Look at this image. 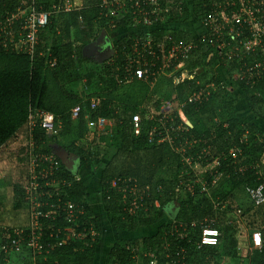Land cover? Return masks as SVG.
<instances>
[{
    "label": "trees",
    "instance_id": "obj_1",
    "mask_svg": "<svg viewBox=\"0 0 264 264\" xmlns=\"http://www.w3.org/2000/svg\"><path fill=\"white\" fill-rule=\"evenodd\" d=\"M202 2L203 0H192L191 5L182 0L161 2V10L168 7L170 16L165 22L157 21L156 24L151 25V27L154 26L153 29H149L158 51L161 49L159 46L161 43H163L164 52L173 45L192 44V48L184 59L179 57L170 62V65L174 63L177 65L185 59L194 57L187 68L182 69L187 77L176 87L177 97L183 101L181 112L192 125L186 133L172 132L169 122L164 130L156 128L154 130L155 122L149 121L147 110L137 111L135 107L131 109V114L122 117L118 112L122 101L117 100L114 93L118 83L120 85L123 83L120 80L123 79V71L127 65L126 53L133 49L135 41L139 42L142 37H146L136 32L138 31L136 28L147 29L142 25L135 28L133 16L129 13L121 15L120 18L111 17L110 14L106 17V11L99 7L100 0H85L84 7L77 8L74 12L50 17L48 24L40 31L33 54L0 49V153L8 143L18 140L22 130L27 128L29 116L32 113L35 111L51 113L59 125L57 133L49 136L35 127L31 136L33 153L53 156L54 161L60 164L56 173L57 178H69L73 181L69 189L64 188L63 200L75 205L81 204L84 209V214L74 225L61 218L45 221L53 230H59V233L46 229L41 241L44 245L60 242L69 232L65 229L71 226L74 234L86 233L87 238L55 246L47 256L48 260L43 264H55V262L56 264H98L102 262L100 258L103 264H133L134 252L124 248L121 240L106 239L107 244H104L99 234L98 237L90 235L91 228L94 226L99 231L102 222L111 226L117 236L139 235L132 240L135 245L140 243L143 250L155 255L162 253L163 256L169 253V257L176 261V264H220L223 258L235 257L228 251V245L237 248L231 229L221 225L229 214L235 216L233 220H237L236 214L241 217H251L252 233L261 234L262 248L253 249L247 258L251 259L249 264H264V203L255 206L246 195L252 206L241 212L234 195L238 189L243 188L245 192L258 185L263 186L264 192V174H261L259 166L260 156L264 154V114L257 115L259 124L244 121L238 116V108L229 102L228 96L231 92L225 80L218 76V70L209 80H206V69L216 60L221 63L220 68L229 78L233 73H243V77L231 78L233 85L244 95L247 109L257 114L258 110L262 111L264 107L262 96L264 75L257 80L251 75L255 73L253 67L257 62L264 59V54L261 49L250 53L244 52L243 45L250 40V33L246 30L237 39L231 34L224 33L222 40L218 42L215 38L204 39L201 35L192 34L190 25L199 27L201 33L209 36V30L205 28L207 26L203 20V15L209 8H201ZM5 7L11 8L12 5L7 4ZM237 9L238 6H235L230 11L233 13ZM221 11H223L222 8ZM77 22L87 27L83 31L86 37L84 41L87 40L85 44L96 40L101 33L110 34L113 37L121 32L124 33L114 44L112 57L102 63L107 74L118 76L117 81L108 85L110 90L94 91L90 95L98 100L95 110H90V104L94 100L85 101L84 95L66 96L60 90L62 84L79 79L78 71L83 65L95 64L82 57L81 50L85 44L75 46L71 41L69 30ZM94 24L97 26V32L93 30ZM88 35L91 36L90 39ZM169 36L171 37L169 44L161 40ZM219 44L224 46L220 52H217L215 47ZM261 44L264 46V37ZM207 46L210 49L208 54L204 51V47ZM237 47L239 53L235 50ZM145 59L148 60L146 55ZM161 65L163 66L158 62L154 68L156 76L162 69ZM198 69L203 73L200 72L199 75ZM131 80L129 84L140 81ZM208 85H212L210 100L189 102L188 94L200 93ZM116 102L118 105L115 104ZM212 103H216L227 114L226 125L219 126L218 130L213 131L202 120V115L209 110ZM76 106L81 108L80 113L76 119H72L71 110ZM86 112H90L92 118L110 120L113 125L110 134H103L98 140V144L106 143L107 145L104 148L106 150L99 157H96V153L88 152L80 143L86 133L95 131V127L89 128L87 125ZM134 115L140 118V128L137 133L132 126ZM181 125L179 118L176 117L175 129L182 127ZM246 138L248 140H245ZM188 143L198 144L200 148L191 150L186 145ZM52 144L79 157V169L75 175L64 169L54 154ZM206 144H209L212 149L210 155L205 156L207 165L217 162L212 167V172L206 173L205 181L210 185L213 176L222 175L226 178L225 184L211 191L210 195L201 196L193 202V197L198 194L200 187L192 190L191 196L189 193L184 200L181 193H186L188 190L179 185V182L187 177L174 174L166 180L157 181L165 192L163 198L151 196L150 185L158 171L166 165L167 160H174L178 163L180 170L185 169L181 166L183 164L180 163L179 154L175 151L185 145L187 149L185 154L195 157L196 151L199 152ZM230 149H233L236 154L235 158L227 154ZM109 150L114 151V158H127L128 162L121 174H116L117 172L110 170L108 166L101 168L103 157ZM26 151L22 150L21 153ZM140 153L145 156L144 160H140ZM217 158L219 159L216 160ZM124 178L134 179V184L126 187L125 201L121 204V196L111 187V182L118 180L119 185ZM17 179L20 183L14 186V192L23 200L22 183L27 179L25 180L23 176ZM45 181L46 178L39 177L40 188L36 189L38 192L42 190ZM94 181L96 182L95 191L89 186ZM92 193L100 195L99 208H95L91 203L94 200L91 197ZM54 200V197L52 199L47 196L40 197L39 201L46 202L48 205L41 210L53 212L54 210L49 206ZM156 200L160 202V208L157 210L153 206ZM214 202L219 203V209L214 210ZM222 206L225 209H222ZM172 207L174 211H171ZM100 218L105 221L100 222ZM202 218H207L208 221L202 224ZM193 223L195 226L192 227ZM205 226L219 231L218 245L202 246L198 249L196 247L199 244L201 229ZM150 231H153L151 235ZM14 232L13 229L0 230V264H8L6 254L10 252L2 251L1 247L16 236ZM49 233H52V238L49 237ZM144 233L148 235L143 237ZM182 235L183 237L180 238ZM104 245L108 246V249L101 252ZM175 247H182L185 250L184 256L176 253ZM182 257H184L183 261ZM37 262L41 261L37 260Z\"/></svg>",
    "mask_w": 264,
    "mask_h": 264
},
{
    "label": "rangeland",
    "instance_id": "obj_2",
    "mask_svg": "<svg viewBox=\"0 0 264 264\" xmlns=\"http://www.w3.org/2000/svg\"><path fill=\"white\" fill-rule=\"evenodd\" d=\"M76 7L78 9L84 7L85 0H75ZM87 28L85 25L82 26L80 22L76 23L73 27L70 28L69 34L71 41L74 42L75 46H83L85 44L84 41L86 39L85 35L83 34V31ZM89 29V28H88ZM87 29V31H88ZM94 32H97V26L94 24ZM190 32L192 34H197L198 36H202L203 33H201L199 30L200 28H195L193 25H190ZM86 31V32H87ZM89 33V31L87 32ZM124 34L123 32L119 33L116 38H113V42L117 38H120ZM60 35V33H59ZM90 35V34H89ZM88 35V38L90 39L91 36ZM195 35V36H197ZM113 37V36H111ZM213 47V46H212ZM209 47H204V51L206 54L210 52ZM134 49H131L126 53V55H130L133 52ZM212 50V49H211ZM167 59V58H166ZM168 60V59H167ZM192 60H194V57H190L189 59H185L180 64L177 65H171V68L168 67V63H164V67H162L161 71L157 74L155 79L151 80H140L138 82H134L132 84H129L131 79L125 80V82L118 83V88L114 93V97L120 101H122L119 104L120 110L118 111L122 116L131 114L133 108H137V111H148V118L149 121L155 122L154 124V130L155 128L157 130H164V128L167 126V123L169 122L170 128L172 132H184L186 133L189 128H191L190 122L183 116L181 112V107L183 104L182 99H179L177 97V86L181 83L180 79L185 75H187L185 72H182V69L187 68L188 63H190ZM167 62V61H166ZM225 63V62H224ZM166 64V65H165ZM221 63L216 60V62H212L211 67H207L206 69V80H209L218 70L217 74L220 76L225 82L227 83L228 90L231 92L228 96V100L230 103H232L236 108H238V116L241 117L244 121L247 122H255L257 124L260 123L259 117L257 115H260V113L264 114V107L262 111H259L256 113L250 112L245 103L244 95L233 85L232 79H237L239 77H243V73H233L232 79L229 78V76L226 74L224 70L220 68ZM79 79L74 82H69L66 84L61 85V92L62 94L66 96H81L84 95L85 101L88 100H94L97 102L98 100L94 97H90V95L94 91H105L110 90L108 87L109 84L114 83L117 81L118 76L107 74L103 64H85L79 69ZM199 75L200 72H202L200 69H198ZM203 73V72H202ZM264 75V70L262 69H255V73L252 76L255 80L262 77ZM202 76V75H201ZM151 81L150 83H148ZM129 82V83H128ZM132 86V87H131ZM211 89L212 85L206 86L203 90L200 92V102L202 101H208L211 99ZM57 94V93H56ZM195 93L188 94V96H192ZM262 96L264 97V91L262 92ZM60 99V98H59ZM187 102V101H186ZM98 103V102H97ZM118 105V103H115ZM126 104V105H125ZM131 107V108H130ZM90 112H86L85 117L87 120V125L89 128L95 127V131H89L85 134V137L80 141L81 145L88 151L96 153V157H99L106 149H104L107 145L106 143L98 144V140L100 136L103 134H110L111 130L113 129L112 122L110 120H105L102 123H98V119L92 118L90 116ZM178 117L181 126L178 127V129H175V118ZM186 119V120H185ZM202 120L205 123V125L213 130H218L219 126H225L226 120H227V114L220 108L216 103H212L209 106V110H207L206 113L202 115ZM188 127V128H187ZM175 130V131H174ZM30 132L28 128H24L18 138V140L8 143L6 148L3 150V152L0 153V230H25L28 227L29 223V216L26 204L23 202L21 196L17 195L14 192V186H18L20 181H18L17 177L23 176L26 174V168L25 163L28 159V149L31 145L30 140ZM248 137V136H247ZM245 140H248L247 138ZM166 141H170L169 139ZM187 147L191 150H198L200 147L198 144L194 143H188L186 144ZM203 145V144H202ZM53 148V151L59 150L60 147H58L55 144L51 145ZM96 146V147H95ZM22 150L26 151V153H21ZM187 149L185 145L183 148L175 151L177 154H179L180 163L183 168L180 170L178 167V163L174 160H167L166 165L160 169L157 173L156 178L153 179V182L150 185V192L151 196H159L163 198L164 191L162 190V185L157 183V181H163L169 178V176H173L174 174H181L185 175L187 178L181 179L179 182V185H181L183 188H185L186 193L182 192L181 197L186 200L187 197L191 196V193H193L192 190H196V187H200V190L195 197H193V202L198 198H201V196L204 195H210L211 191L217 190L221 185L225 184L226 178L222 175L213 176L210 185L206 183V173L212 172V167L215 166L214 164L217 161H214L211 165H207V162L205 160V156L210 155L211 146L209 144H206L200 151H196L197 155L194 157L188 156V154H185ZM195 152V153H196ZM141 158L140 160H144L145 156L143 153H140ZM228 155H232L235 158V153L233 149H230L227 153ZM94 157V156H93ZM217 158L216 160H218ZM261 164L260 166V172L261 174H264V154L260 156ZM127 158L122 157L120 159L114 158V151L109 150L105 153L103 157V161L101 164V168H105L108 166L110 170H114L117 173L121 174L122 170L125 168V164L127 163ZM142 162V161H141ZM179 170V171H178ZM93 182V181H91ZM117 180L111 182V187H114L117 191V193L121 196L120 203L124 204L125 201V190L126 187L131 186L134 184V179L132 178H124L122 181H120L119 185L117 184ZM95 181L94 183H91L89 186L91 188L93 187V191L95 188ZM132 193V192H131ZM234 195L237 200V204L242 212V210H245L246 208H250L252 205L250 201L248 200L243 188L238 189L236 192H234ZM92 205L95 208H99L100 200L99 194L92 193ZM154 209L157 210L160 208V202L156 200L154 203ZM214 210L219 209V203L214 202ZM222 209H225L224 206L221 207ZM220 208V209H221ZM236 219L233 220L234 215L229 214V216H226L225 219L222 221V226H228L231 229L232 232V238L238 242L237 248H233L232 246H229V252L230 254H234L233 256H228L226 258H223L220 264H249L250 260L248 257L249 253L252 252L254 249L251 246L249 236L252 233V227L250 224L251 217H241L236 214ZM105 221V219L100 218V222ZM208 221L207 218H202L201 223L205 224ZM195 226V223H193ZM72 231V230H71ZM69 231L65 236L64 240L65 242H71L73 240H85L87 238L83 235H74L73 232ZM91 232L94 233L93 236H97L99 234V238L103 240L104 244H107V240H121V244L124 243V248H130L134 252V259L133 264H145V257L149 253L148 251H145L142 249L140 243H135L132 241L139 235H129L130 237H123V236H117V233L112 229L111 226H108L106 222L100 223L99 231L96 230L93 226L91 228ZM150 235L153 233V231L149 232ZM148 233H144V236H147ZM124 238V239H123ZM107 239V240H106ZM123 239V240H122ZM108 249V246L105 245L102 246L101 252L106 251ZM246 252V257H244L241 252ZM99 253L102 257V253ZM8 257V264H40V262L33 261L31 256L26 250L18 249L14 252H10L6 254ZM102 262H99L98 264H103L102 258H100Z\"/></svg>",
    "mask_w": 264,
    "mask_h": 264
},
{
    "label": "built area",
    "instance_id": "obj_3",
    "mask_svg": "<svg viewBox=\"0 0 264 264\" xmlns=\"http://www.w3.org/2000/svg\"><path fill=\"white\" fill-rule=\"evenodd\" d=\"M164 1L100 0L99 7L106 11V17L110 14L111 17L120 18L121 15L129 13L133 16V26L135 28L140 25L147 28L146 30L136 28L138 30L136 32L146 37H142V40L139 42L135 41L133 52L129 56L126 55L127 65L123 71V79L120 81L124 82L129 79L145 81L156 78L154 68L158 62L160 64L168 63L167 68H169L171 60L179 57L184 59L192 48V44L190 43H187V45L179 44L171 46L169 50L164 52L162 50L163 43L159 44L161 47L160 51L154 46L151 32L149 31V29H153L154 27H151V25L156 24L157 21L165 22L168 16H170L168 7L161 10V2ZM182 1L186 4H192V0ZM7 4L12 5V7L6 8ZM200 6L201 8H209L203 15V20L207 26L205 28L209 30V36L204 33L201 36L202 38H215L218 42L222 40L224 33H228L237 39L246 30L250 33V40L243 45L244 52L250 53L261 49L264 54V46L261 44L264 37V0H203ZM235 6H238V9L232 13L230 10ZM132 8L133 10H131ZM221 8L223 11H221ZM76 9L75 0H0V49L15 53L33 54L35 46L38 43L40 31L48 24L50 17L61 13H71L76 11ZM161 40H165L164 42H168L169 44L171 37H164ZM223 46L219 44L214 47L217 52H220ZM235 50L239 53L238 47ZM145 55L148 57V60L145 59ZM163 66L161 65L160 68ZM253 69L263 70L264 59L258 61ZM186 77L187 75L183 76L180 82ZM200 99V93H195L189 98V102L200 101ZM97 106L98 104L92 101L90 110H95ZM80 109L79 106H76L71 110L72 119H76L79 116ZM102 122H104L103 119H98L99 124ZM58 126L51 113L35 111L29 116L27 124L30 140L35 127L51 136L57 133ZM132 126L134 132L137 133L140 128V118L138 115L132 117ZM28 151V159L25 163L26 174L23 175L27 181L22 183L23 200L29 216L28 227L25 230H15L16 236L3 245L1 249L4 252H14L18 249H24L29 253L34 262L39 260L41 261L40 264H43V262L48 260L47 256L54 250L55 246L69 243H66L64 240L66 233L58 243L42 244L41 241L45 236L46 229L50 230V232L56 231L59 233V230H53L45 221L61 218L63 221L74 225L84 214V209L81 204L75 205L70 201L63 200L64 188L69 189L73 181L69 178H57L56 173L60 168V164L58 165L54 161L53 156L34 154L32 142ZM39 177L46 178V181L43 183L42 190L38 192L36 189L40 188ZM245 193L253 205L258 206L264 203L262 185H258L254 189H247ZM43 196L51 199L52 197L55 198L53 204L49 206L54 210L53 212L41 210V208L48 206L46 202L39 201V198ZM191 226L193 227L194 225L192 224ZM65 230H72V226ZM81 235L86 237L87 234L83 233ZM90 235L92 236L94 233L90 232ZM219 236V231L216 228L210 226L203 227L199 237V244L196 248L217 246ZM49 237H53L52 233H49ZM182 237L183 235L180 238ZM250 241L254 249L262 248V239L259 232H253L250 236ZM126 249L131 250L130 248ZM175 252L184 256L185 250L182 247H175ZM168 254L162 256L161 253L159 256L158 254L148 253L145 258L147 259V264H176V261L170 258ZM183 260L184 257H182Z\"/></svg>",
    "mask_w": 264,
    "mask_h": 264
},
{
    "label": "water",
    "instance_id": "obj_4",
    "mask_svg": "<svg viewBox=\"0 0 264 264\" xmlns=\"http://www.w3.org/2000/svg\"><path fill=\"white\" fill-rule=\"evenodd\" d=\"M100 37H101V35L99 36V38ZM87 47H90V53L85 52ZM107 50H109L110 52L107 53V55H104V53H106L105 51H107ZM107 50H105L103 48L97 49L95 47V44L92 43V44L82 48L81 54H82V57L85 59L91 60V61L98 63V64H102L105 61L109 60L113 55V53L109 47ZM54 154L60 160L62 166L64 167V169L66 171L73 172L74 175L77 173V171L79 169V157L77 155L72 154V153H68L64 149L56 150L54 152ZM171 211H174V208H172Z\"/></svg>",
    "mask_w": 264,
    "mask_h": 264
},
{
    "label": "crops",
    "instance_id": "obj_5",
    "mask_svg": "<svg viewBox=\"0 0 264 264\" xmlns=\"http://www.w3.org/2000/svg\"><path fill=\"white\" fill-rule=\"evenodd\" d=\"M101 35V39H103V41L105 42V44H106V46H108L109 48H110V50L112 51V53H113V46H114V44L117 42V40L119 39V38H117L116 40H115V42H113V38H116L117 36H114V37H111V35L110 34H104L103 35V33H101L100 34ZM249 240H250V236H249ZM250 243H251V241H250ZM238 242L236 243V246H238ZM241 254L244 256H246L247 254H246V252L244 251V252H241Z\"/></svg>",
    "mask_w": 264,
    "mask_h": 264
},
{
    "label": "flooded vegetation",
    "instance_id": "obj_6",
    "mask_svg": "<svg viewBox=\"0 0 264 264\" xmlns=\"http://www.w3.org/2000/svg\"><path fill=\"white\" fill-rule=\"evenodd\" d=\"M100 36V35H99ZM97 40V41H96ZM96 40H94V41H92V42H90V43H87V44H85L84 46H83V48L84 47H86V46H88V45H90V44H92V43H94L95 44V47L97 48V49H105V50H107L108 49V46H106V44H105V42L103 41V39H101V37L99 38H97ZM85 52L86 53H90V47H87L86 48V50H85ZM106 53H104V55H107V53H109L110 51L109 50H107V51H105ZM109 55V54H108ZM173 208V207H172Z\"/></svg>",
    "mask_w": 264,
    "mask_h": 264
},
{
    "label": "bare ground",
    "instance_id": "obj_7",
    "mask_svg": "<svg viewBox=\"0 0 264 264\" xmlns=\"http://www.w3.org/2000/svg\"><path fill=\"white\" fill-rule=\"evenodd\" d=\"M186 120V119H185Z\"/></svg>",
    "mask_w": 264,
    "mask_h": 264
}]
</instances>
